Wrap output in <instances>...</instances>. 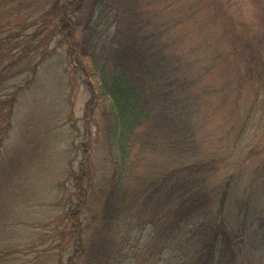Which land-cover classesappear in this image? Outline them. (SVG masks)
Returning a JSON list of instances; mask_svg holds the SVG:
<instances>
[{
    "label": "rangeland",
    "instance_id": "obj_1",
    "mask_svg": "<svg viewBox=\"0 0 264 264\" xmlns=\"http://www.w3.org/2000/svg\"><path fill=\"white\" fill-rule=\"evenodd\" d=\"M130 1H96L91 35L98 56L110 57L116 46L120 24L109 3L121 2L124 28L135 17ZM137 1L136 21L147 23L142 25L147 33L151 23L166 29L170 54L181 58L186 69L181 72L191 85L172 92L168 104L161 102L156 81L141 78L134 65L126 70L149 111L123 155L109 129L110 118L118 114L113 97L101 104L92 90L98 92L103 77L116 73L115 62L133 58L112 56L94 75L74 67L66 45L43 59L61 35L54 22L34 19L56 0H0V76H9L0 86V100L25 84L0 154V264H67L77 246L68 213L80 200L72 173L82 166L88 169L89 204L80 211L84 242H100L106 216L120 239V252L113 247L116 240L100 242L96 254L104 256L103 264H175L173 248L159 251L151 244L154 228L148 216L154 204L146 202L149 184L172 167L217 157L222 162L213 183L236 172L237 200L254 191V196L264 195V0ZM89 10L87 0L84 19ZM87 32L80 27L78 38ZM35 62L33 74L29 68ZM182 101L197 110L184 112L192 122L181 135L178 115L168 113H178ZM257 218L264 223V212ZM87 258L78 264H88Z\"/></svg>",
    "mask_w": 264,
    "mask_h": 264
},
{
    "label": "trees",
    "instance_id": "obj_2",
    "mask_svg": "<svg viewBox=\"0 0 264 264\" xmlns=\"http://www.w3.org/2000/svg\"><path fill=\"white\" fill-rule=\"evenodd\" d=\"M96 1L88 0L90 10L85 19L82 15L87 0H66L64 2L56 0L51 7L34 20L42 21L44 24L54 22L55 29L61 35L56 46L44 51L43 59L56 51L58 47L66 45L69 55L74 60V67L80 73L94 75L107 67V62L112 56L120 57L127 54L133 58L132 61L127 59V62L125 60L115 62L116 73L110 78L103 77L98 92L92 90L94 96L99 97L101 104L106 103L109 95L113 97L118 114L114 116V119L110 118L109 129L118 136L124 155L131 147L129 142L131 137L142 118L146 116V112L149 111L141 104L140 86L132 85L128 81L126 70L134 65L141 78H152L156 81L155 89L158 90L161 102L168 104L173 101L172 92L175 90L184 92L191 82L184 78L181 72V70L184 72L186 70L185 65L182 66L181 58L170 54L171 44L165 37L166 29L151 23V32L147 33L143 30V26L147 23L140 25L139 20L136 21L135 17H139L141 13L136 9V6L139 7L137 0L130 1V5L135 9V17L124 28L122 21L120 23L122 14L119 4L121 2L109 3V5H114L116 21L121 26L117 27L114 34L116 46L112 48L110 57L98 56L96 54L98 50L96 51L94 47L91 35L94 28L93 10ZM80 27H84L88 32L78 38ZM127 36L128 39H126ZM37 65L35 62L29 68L33 74ZM171 72L175 75L171 76ZM7 77L9 76H0V86ZM24 85L18 86L8 98L0 100V116L4 119L0 126V154L3 140L11 129L13 108ZM175 101L181 100L177 98ZM185 104L191 103L182 101L178 113H168L171 117H174V114L178 115L176 118L181 135L182 130H186L192 122L186 119L188 114L184 115L189 108L193 111L197 110V105L193 103L184 110ZM126 140L127 148L125 147ZM221 162V159L213 157L202 162H190L172 167L149 184L150 194L146 202L152 201L154 204V210L150 211L148 216L154 228L150 241L151 244L154 242V245L160 246L159 251L166 247L173 248L177 254L175 264H264V236L260 238L261 235H259V232L264 230V223H260L258 218L256 220L257 215L264 212L262 204L259 206L264 202V195L259 192L260 195L254 196L256 194L254 191L253 196L248 193L246 200L242 202L237 200L236 194H233L236 183L238 184L236 172L229 173L221 182L213 183L211 178L218 172ZM87 173L86 166L72 173L76 194L80 200L77 198L76 208L70 209L68 213L70 228L77 237V246L74 254L68 257L67 264H78L83 256L88 257V264H103L102 257L104 256L96 254V251L100 250V242H115L116 240L113 247L116 245L117 251L120 252L119 235L112 229L111 217L109 219L106 216L104 228L106 235L102 236L100 242L96 241L93 246H87L83 240L84 228L81 227L80 211L89 205L87 203L88 188L85 185L88 181ZM85 194V199H82ZM237 205L238 210L235 209ZM253 232L257 235H252ZM129 240L127 236V244ZM122 253L124 254L123 249H121ZM130 253L127 250V254Z\"/></svg>",
    "mask_w": 264,
    "mask_h": 264
}]
</instances>
